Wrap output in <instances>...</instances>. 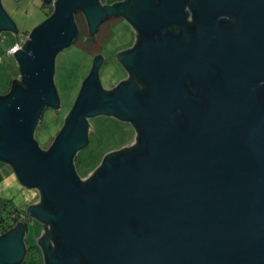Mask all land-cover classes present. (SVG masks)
I'll use <instances>...</instances> for the list:
<instances>
[{
	"label": "water",
	"instance_id": "95a60500",
	"mask_svg": "<svg viewBox=\"0 0 264 264\" xmlns=\"http://www.w3.org/2000/svg\"><path fill=\"white\" fill-rule=\"evenodd\" d=\"M222 11L229 36L215 24ZM76 12L93 36L121 17L138 41L117 54L129 79L111 91L102 56L92 60L45 153L34 131L60 107L55 57L78 35ZM6 31L18 34L0 0ZM13 55L21 84L0 94V160L41 194L23 210L43 224L44 264H264V0H55ZM99 114L129 122L135 142L81 180L74 158ZM25 231L19 222L0 235V264L23 261Z\"/></svg>",
	"mask_w": 264,
	"mask_h": 264
},
{
	"label": "rangeland",
	"instance_id": "374dc122",
	"mask_svg": "<svg viewBox=\"0 0 264 264\" xmlns=\"http://www.w3.org/2000/svg\"><path fill=\"white\" fill-rule=\"evenodd\" d=\"M112 4L122 0H103ZM2 6L17 25L18 32L29 33L46 18L42 0H1ZM52 7V5H51ZM110 24V25H109ZM109 26V28H108ZM108 34L106 37V30ZM17 34L6 31L0 38V93L6 92L13 79L18 78L19 69L13 54L7 53L15 42ZM136 38V32L124 19L107 21L101 27L99 41L93 47L103 58L99 67V79L105 90L117 85L127 76V72L116 59L115 53L130 48ZM94 53V52H93ZM92 56L77 43L59 51L55 57L53 79L60 100L59 109H45L34 136L38 145L44 149L56 136L60 124L71 110L84 78L92 65ZM136 132L126 121L113 116L95 115L89 118L88 143L77 151L76 172L81 180L87 179L101 163L103 157L113 151L134 144ZM44 232L43 224L35 219L28 223L24 234L27 254L23 264H44L37 250L38 240Z\"/></svg>",
	"mask_w": 264,
	"mask_h": 264
},
{
	"label": "trees",
	"instance_id": "16d2710c",
	"mask_svg": "<svg viewBox=\"0 0 264 264\" xmlns=\"http://www.w3.org/2000/svg\"><path fill=\"white\" fill-rule=\"evenodd\" d=\"M100 1L104 2L103 0H100ZM42 8L45 9L46 18L49 17L52 14V12H53V8L50 6V3L47 4V3L42 2ZM119 19H121V17H113V19H108L107 21L110 20L112 22V21H115V20L117 21ZM74 20H75L76 25L78 27V35H77V37H75L73 43H75V44L77 43L79 46L83 47L87 52L90 53V55L98 54L99 44L101 43V41H99V33H100V30H101V27L107 21L105 20L102 24H100V26L98 27V32H97V34L94 37V36H92V34H90V32L88 30L87 21H86L84 15L81 12H76L74 14ZM108 28H109V26H108ZM108 28L106 30V37H107V34H108ZM19 33H23V31L22 32H18V34ZM137 41H138V39L135 41L133 46L131 48H129V49H132L135 46V44L137 43ZM97 43H99L98 47H97V52L93 51L94 52L93 53L92 52L93 47ZM20 84H21V82L18 81L17 79H14V80L11 81V85H20ZM112 89L107 90V91H111ZM138 89L139 90H144L145 88L144 87H139ZM47 109H52V108H47ZM67 118H68V114L64 118L62 123L60 124V128H59L58 132L62 128V126H63V124H64V122H65V120ZM57 133H56V135H57ZM54 138H55V136H53L52 141L54 140ZM51 143L52 142H50V144ZM47 148L43 149V151L45 153L47 152ZM130 148H132V147L130 146L129 148L128 147L122 148V149H120L118 151L122 152V151H125V150L130 149ZM76 162H77V158L75 156V158H74V164L75 165H76ZM31 219L32 218L29 217V215L27 213H25L24 210L17 208L15 205H13L11 203L10 200L0 198V235L4 234L7 231H9L10 229H12L19 222L23 223V225H24V227L26 229L27 226H28V223H29V221ZM52 234H53L52 229H50V230L47 231V233L44 235L43 238H49L50 236H52ZM53 241L54 240L52 239L51 242L53 243ZM24 262H25V258L23 259V261L20 264H23Z\"/></svg>",
	"mask_w": 264,
	"mask_h": 264
},
{
	"label": "crops",
	"instance_id": "0c3cea01",
	"mask_svg": "<svg viewBox=\"0 0 264 264\" xmlns=\"http://www.w3.org/2000/svg\"><path fill=\"white\" fill-rule=\"evenodd\" d=\"M40 196L41 194L37 189L21 183L18 176L12 172V166L9 163L0 160V198L10 200L13 205L23 210L30 205L38 204ZM39 257L43 261L42 252Z\"/></svg>",
	"mask_w": 264,
	"mask_h": 264
},
{
	"label": "flooded vegetation",
	"instance_id": "af4514ba",
	"mask_svg": "<svg viewBox=\"0 0 264 264\" xmlns=\"http://www.w3.org/2000/svg\"><path fill=\"white\" fill-rule=\"evenodd\" d=\"M122 1H124V0H122ZM118 2H120V1H117V2H114V3H112V4H116V3H118ZM103 4H106L105 2H102ZM184 11H185V21H186V24H187V26L188 27H190V28H194V25H195V13H194V11H193V9H192V7L188 4V3H186L185 4V8H184ZM109 19H113V17L112 18H109ZM121 19H123V18H121ZM108 20V19H107ZM106 20V21H107ZM128 23V22H127ZM215 24L217 25V26H219L222 30H224L225 31V34H227L228 33V35L227 36H229L230 34H231V29H232V24H233V19H232V16L227 12V11H222V12H219V13H217L216 14V16H215ZM131 25V24H130ZM132 26V25H131ZM132 28L135 30V32H136V38H135V41L137 40V31H136V29L132 26ZM168 29L173 33V34H178L180 31H181V28L177 25V24H170L169 26H168ZM97 32H98V30L96 31V33H95V35L97 34ZM95 35H94V37H95ZM93 36V35H92ZM134 41V42H135ZM131 48V47H130ZM125 50H129V48H127V49H124V50H120V51H117L116 53H115V56H117V54L118 53H120V52H122V51H125ZM97 55H99V54H96V55H91L92 56V58L94 59ZM92 59V60H93ZM116 59H117V57H116ZM104 62H102V64H103ZM129 79V75L127 74V76H126V78L123 80V81H127ZM190 87V91L193 93V94H196V95H198L199 94V92H198V90L197 89H195L193 86L191 87V86H189ZM48 227V226H47ZM44 236V235H43ZM41 241H39V245L40 246H42V239H40ZM50 242H51V240H50ZM37 246V250L38 251H36L35 252V254L34 255H40V253H41V248H40V246ZM26 254H27V252H26ZM25 257H26V255H25Z\"/></svg>",
	"mask_w": 264,
	"mask_h": 264
},
{
	"label": "built area",
	"instance_id": "2783aa9c",
	"mask_svg": "<svg viewBox=\"0 0 264 264\" xmlns=\"http://www.w3.org/2000/svg\"><path fill=\"white\" fill-rule=\"evenodd\" d=\"M54 1L55 0H51L50 1V6L52 5V8L54 7ZM27 39H28V33H26V34H23V33L17 34V38H16L15 42L9 47V49L7 50V53L14 54V52L17 49H21L22 48V45L26 42Z\"/></svg>",
	"mask_w": 264,
	"mask_h": 264
}]
</instances>
